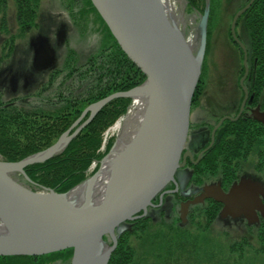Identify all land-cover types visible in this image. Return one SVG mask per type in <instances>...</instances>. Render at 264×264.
Here are the masks:
<instances>
[{"label": "water", "instance_id": "water-1", "mask_svg": "<svg viewBox=\"0 0 264 264\" xmlns=\"http://www.w3.org/2000/svg\"><path fill=\"white\" fill-rule=\"evenodd\" d=\"M252 1L236 12L230 25L232 38L244 49L245 62L246 48L236 37L234 26L238 15ZM208 2L199 22L200 30L192 37L196 39L192 50L173 11L170 20L152 0H91L116 43L145 74V79L138 86L110 93L89 104L76 122L46 149L14 162L0 158V219L7 227L5 237L0 239V256H40L71 248V264H108L117 237L127 228L126 222L146 216L147 208L155 206L152 199L173 178L179 166L189 128L191 99L202 73ZM142 90L148 96L144 119L120 155L121 162H126V170L103 200L91 207H79L68 194L80 183L66 192H56L51 187L34 191L14 177L17 172L32 182L25 172L27 165L62 152L112 99H133ZM85 115V121L70 132ZM256 117L264 122V112ZM95 173L84 180L91 179ZM258 190L257 182L243 179L228 192L218 186H207L202 193L223 203L219 211L221 218L243 215L249 221H256L257 211L264 219V204L257 199ZM180 214L185 220L186 210L182 209ZM106 236L111 243L103 239ZM100 248L104 250L102 254Z\"/></svg>", "mask_w": 264, "mask_h": 264}, {"label": "rangeland", "instance_id": "rangeland-1", "mask_svg": "<svg viewBox=\"0 0 264 264\" xmlns=\"http://www.w3.org/2000/svg\"><path fill=\"white\" fill-rule=\"evenodd\" d=\"M49 1L42 0L43 4L40 10L43 11L49 5ZM53 2L56 5V10L53 11L57 14L56 24L58 27L64 28L61 33L67 37L62 41L63 53H65L63 59L61 58V63L57 66L58 68L46 77L47 79L41 87L33 88L32 93L24 95L23 99H19L22 101L21 109L55 114L63 111L69 100H81L82 113L89 104L97 102L88 103L87 97L91 94H98L101 88L106 85L104 82L110 77L100 79V62L109 59V52L113 49L111 47L113 43L109 40L108 32H106L104 24L100 22L96 12L89 9L87 0H53ZM245 2L246 0H209L208 2L205 53L197 88L207 90L209 95L221 96L228 87H230L229 92L236 95L239 93L236 92L235 86L240 84V81L243 84H249L251 81L249 58L252 48L249 29L241 26L240 23H237L236 27L234 26L236 37L246 48V62L244 49L232 38L230 32L232 18L236 12L243 9L241 7L245 5ZM50 7L51 5L45 12L48 15H50ZM173 8V15L179 24V28L183 29L187 38L194 37L200 30L199 22L206 8V0H203V3L196 7L190 5L188 0H174ZM15 9L14 0H8L7 18L11 30L10 34H17L18 32ZM245 11L238 15V18L241 16L240 21L243 20L245 15L243 12ZM180 14L181 18H179ZM41 24L43 33H47L45 20H41ZM57 37L58 35L55 34L52 39L55 41ZM0 38H2L1 34ZM40 38L38 41L35 40L39 47L36 45L38 48H35L33 57L34 65L43 68V66L51 65L55 61V56L53 45H51L52 40L47 36ZM23 39L24 34L16 38L15 44L12 45L13 51L16 48L15 53L19 50L24 53ZM17 65L20 66V63L17 62ZM130 99L127 111L110 126L103 129L97 152H103L108 143L111 144L112 142L113 145L116 142L117 134L112 128L118 122L123 121L122 118L130 109L132 98ZM10 106L13 107L12 110L20 107L16 103ZM78 117L71 125L76 122ZM86 117L87 115L82 117L78 124L71 128L70 132L81 125ZM56 141L57 139L52 144ZM257 145L259 146L256 148V153L260 148L264 150V141ZM256 157L253 154L252 163L256 162ZM90 164L88 172H91L98 163L93 160ZM14 177L34 191L42 190L44 187L34 181L25 180L19 173H15ZM151 207H148L145 217L136 218V220L142 219L141 221L126 222V230L130 232L127 236L128 245L133 250L132 261L129 264H264V244L259 238V234L264 231V219L257 218L256 221H249L243 215H235L234 217L228 215L221 218L219 215L220 208L215 212L212 221L207 222L206 211L212 209L209 203H193L186 213L185 220L181 219L177 205L174 206V210L169 209L166 212L163 209L160 213L159 210H153ZM103 239L111 243L108 236ZM70 258L64 253L62 255L56 254L46 263L71 264Z\"/></svg>", "mask_w": 264, "mask_h": 264}, {"label": "flooded vegetation", "instance_id": "flooded-vegetation-1", "mask_svg": "<svg viewBox=\"0 0 264 264\" xmlns=\"http://www.w3.org/2000/svg\"><path fill=\"white\" fill-rule=\"evenodd\" d=\"M39 2L35 12V26L24 34V53L20 50L15 53L16 48L13 51L12 45L8 43L11 30L8 26L7 7L6 31L2 28V15H0L2 37L0 38V115L8 112L17 115L26 111L30 116L29 110L21 109L22 101L19 99L32 93L33 88L41 87L46 77L58 68L63 59L65 52L63 53L62 41L67 37L61 33L64 28L56 24L57 14L53 13L56 5L50 0L49 5L42 11L40 8L43 2L42 0ZM248 2L249 0H246L241 8L247 6ZM6 4L8 6V0ZM50 5V15H48L45 12ZM252 5L250 3L243 12V14L247 13L242 21H240L241 16L236 20L235 27L240 23L248 29V26L254 23L249 15L251 12H248ZM41 20H45L47 24V33H43L41 29ZM55 34L58 37L54 41L52 37ZM41 36H47L52 40L55 56V61L43 68L34 65L33 57L35 48L39 47L35 40L38 41ZM249 59L252 67V51ZM250 70L251 76L253 69ZM235 87L239 94H231L228 87L221 96L209 95L207 90L202 89V91L201 88L196 87L190 104L187 139L178 159L179 166L173 178L167 181L152 199V204L155 206H149L151 209L159 210V213L163 209L168 212L169 209L174 210V206L177 205L178 210L184 209L187 213L193 203H209L211 207L217 206L219 210L223 207V203L216 201L212 196H205L202 189L207 186H218L221 191L228 192L235 183H240L243 179L258 183L257 199L264 204V150L260 148L256 153V148L259 146L257 144L264 141V122L256 117L264 112V84L252 82L243 84L240 81ZM13 103L20 107L12 110L13 107L10 105ZM253 154L257 156L254 163H252ZM257 214L258 218H262L259 211Z\"/></svg>", "mask_w": 264, "mask_h": 264}, {"label": "trees", "instance_id": "trees-1", "mask_svg": "<svg viewBox=\"0 0 264 264\" xmlns=\"http://www.w3.org/2000/svg\"><path fill=\"white\" fill-rule=\"evenodd\" d=\"M89 9L96 12L100 22H103L109 40L113 43V48L109 52V59L100 62V79L110 76L104 83L98 94H91L88 103L98 101L109 93L129 90L131 87L140 84L145 79V74L134 64L116 43L112 33L105 22L101 19L98 11L93 7L91 0H87ZM39 0H14L16 6V23L18 25L17 34H10L8 43L13 45L16 38L25 34L31 27L35 26V12L39 7ZM190 5L198 6L203 0H188ZM248 10L252 23L248 26L251 37L252 48V73L250 82L264 84V0H254ZM6 0H0V15H2V28L6 31ZM247 13V12H246ZM245 13V14H246ZM8 34V33H7ZM100 68V67H99ZM199 84H197L198 86ZM196 86V87H197ZM131 99L120 97L109 101L91 119L89 124L83 127L77 136L69 141L68 146L57 156L47 159L44 162L30 164L25 167V172L36 184L44 187H51L56 192H66L74 185L80 183L99 167V161L106 155L112 145L108 143L103 152H97L100 147L101 133L103 129L115 122L118 117L127 111ZM81 100H69L63 111L55 114L46 111H23L0 115V157L6 161H17L25 156L42 150L51 145L57 137L63 133L81 113ZM30 121V122H29ZM16 122V123H14ZM17 130V132H16ZM98 163L95 168L88 172L91 161ZM88 172V173H87ZM217 206L207 210L208 221L211 222L215 216ZM142 219H137L139 222ZM122 233L118 238V243L114 253L111 255L108 264H129L132 261L133 250L128 245V234ZM262 244H264V231L259 234ZM72 256V249L67 248L51 254L40 256H0V264H47L56 254Z\"/></svg>", "mask_w": 264, "mask_h": 264}, {"label": "bare ground", "instance_id": "bare-ground-1", "mask_svg": "<svg viewBox=\"0 0 264 264\" xmlns=\"http://www.w3.org/2000/svg\"><path fill=\"white\" fill-rule=\"evenodd\" d=\"M152 1L163 11L166 17H169V19L171 18L170 14L174 11V0ZM187 40H189L190 48L194 50L196 39L189 37ZM147 103L148 96L146 90L134 94L130 109L125 117L122 118L123 121L118 122L112 128L117 134L115 139L116 142L101 160L100 168L91 179L80 182V184L70 190L68 197L73 204L79 207H91L94 203L96 204L103 200L105 193L112 189L113 186L119 183L123 178L124 171L126 170V162H121L120 155L142 123ZM6 231L7 227L0 219V236H3L0 237V239L5 237ZM100 250L102 254L104 250L102 248H100Z\"/></svg>", "mask_w": 264, "mask_h": 264}]
</instances>
